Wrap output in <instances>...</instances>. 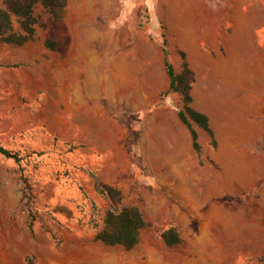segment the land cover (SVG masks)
Returning a JSON list of instances; mask_svg holds the SVG:
<instances>
[{
    "label": "rangeland",
    "instance_id": "obj_1",
    "mask_svg": "<svg viewBox=\"0 0 264 264\" xmlns=\"http://www.w3.org/2000/svg\"><path fill=\"white\" fill-rule=\"evenodd\" d=\"M146 2L66 0L55 16L36 3L33 37L0 44V146L19 157L0 153V264L264 258V0L153 6L158 18L195 6L209 57L235 64L234 83L209 81L219 95L220 110L209 112L216 145L201 130L199 152L183 156L172 144L181 101L161 98L168 78L145 32ZM95 177L118 190V203ZM122 205L137 206L146 222L132 249L94 237L106 210ZM168 227L180 244H163Z\"/></svg>",
    "mask_w": 264,
    "mask_h": 264
},
{
    "label": "trees",
    "instance_id": "obj_2",
    "mask_svg": "<svg viewBox=\"0 0 264 264\" xmlns=\"http://www.w3.org/2000/svg\"><path fill=\"white\" fill-rule=\"evenodd\" d=\"M66 0H0V44L22 45L33 37L37 19L33 14L36 3H40L53 16L62 10ZM165 39L162 40L163 67L168 78L167 87L161 93V98L168 93H176L181 101V106H176L177 116L189 129L192 147L198 153L200 144L197 133L191 123L202 128L210 137L212 145L215 144L213 134L208 126V118L205 114L194 110L190 106V87L193 81V73L189 69L184 56L181 53L182 62L177 70H174L167 57ZM50 49L55 44L49 39L44 41ZM0 153L16 162L19 157L16 153L0 146ZM95 187L113 200L119 202V192L111 185L99 183L95 177ZM146 225L141 211L135 205H122L117 209H107L103 217V227L96 232L95 239L106 245H121L125 249H131L139 241L140 230ZM30 227V224H29ZM163 241L170 245L179 241V236L174 227H168L160 232Z\"/></svg>",
    "mask_w": 264,
    "mask_h": 264
},
{
    "label": "crops",
    "instance_id": "obj_3",
    "mask_svg": "<svg viewBox=\"0 0 264 264\" xmlns=\"http://www.w3.org/2000/svg\"><path fill=\"white\" fill-rule=\"evenodd\" d=\"M146 1H147L146 9L148 10L147 12L148 20L146 23H147V26H149V30H146L145 32L147 34L149 33L150 35L153 34V36H151L153 41L158 42L159 49H160V56L162 60V66H163V54H162V48H161L162 46L161 38L162 37H161V34L157 33L158 30L156 27L157 22L159 20L161 21L162 19L161 23L163 24V26L167 28V34L165 32V41H166L165 47L167 49V57L169 61L171 62L174 70H177L179 68L180 63L182 62L181 53L183 54L184 60L186 61L189 69L193 73V81L191 83V87L189 91L190 96H191L190 106L194 110L200 113H203L207 116L208 126L211 129L212 134H213V139L215 142L214 145H216L217 141H216L214 132L212 130L213 127L210 122L209 112L212 107H213L212 109L216 111L220 110L218 108L219 95H218L217 90L216 89L214 90L212 88L213 86L212 82H209V81L217 79L218 76H220L222 78L221 81H224L226 83L227 82L234 83L235 82V76H234L235 75V71H234L235 64L234 62H232L234 60L227 62V64L223 66V63L219 62L218 55L216 53H215L214 59H211L209 57L208 55L209 51L207 50V48H205L202 37L200 35L201 28L203 26L202 16L196 12L195 6H194V9L186 8L184 12H180L179 10L175 12L171 10L170 8L167 10L165 9L162 15L160 16V18H158L157 13L154 12L153 6H156L157 3L159 6H165L167 1L170 2V0H159V2L158 0H146ZM188 7H192V6H188ZM211 7H213L211 8L213 12L217 11V6H211ZM156 38H158L159 40H156ZM169 38H171V41ZM214 51L215 50L213 49V52ZM203 72L206 73L205 76L203 75ZM224 75H226L227 78L223 79ZM172 108H173L174 115L177 119V121H175V126L179 130V133H180V139L178 140V142L175 143L173 141L172 144L178 148L181 156L190 155L193 152L196 153V151L192 147V140H191L189 129L186 127V125L183 122L179 120L177 116L176 107L172 106ZM191 126L196 131L198 142L200 144L199 131L203 129L194 123H191ZM208 138L210 137L208 136ZM210 140L211 139H209V141ZM139 239H140V235H139ZM161 241H163V239ZM163 244L166 247H172V246L178 245L180 244V236H179V241L174 244L168 245L164 241H163ZM252 256H255V258H252L251 260L247 259L245 261L246 263L244 264H248V262L250 261L253 262V264H264V258H256V255H252Z\"/></svg>",
    "mask_w": 264,
    "mask_h": 264
}]
</instances>
